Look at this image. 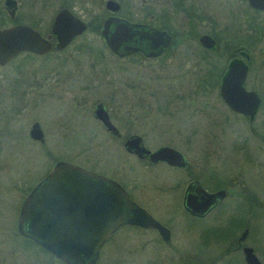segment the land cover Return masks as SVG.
Segmentation results:
<instances>
[{
	"label": "flooded vegetation",
	"instance_id": "af4514ba",
	"mask_svg": "<svg viewBox=\"0 0 264 264\" xmlns=\"http://www.w3.org/2000/svg\"><path fill=\"white\" fill-rule=\"evenodd\" d=\"M107 1L104 3L105 10L94 17L102 20L100 30L105 19L116 16L164 30L170 36L169 45L155 56H145L140 51L125 56L150 60L166 57L167 63L180 64L178 76H174L180 78L178 86L160 83L163 77H157L159 82H148L155 77H146L145 82H133V89L141 91L140 94L146 98L144 108L148 112L162 110L166 114H175L186 111L185 120L190 124L188 129L177 131L181 143L166 141L165 145L151 150L171 147L182 154V165L165 160L154 162L149 156L140 158L125 151L141 161H147L150 169L162 164L178 173L172 181H152L154 193L151 202L158 203L176 191L178 205L189 219L202 226L211 222V226L199 228L196 246L184 243L176 239L168 218L171 213H165L167 219H163L160 210L154 212L134 197L131 186L126 182L89 169L121 184L132 200L167 229L161 232L154 227L123 224L101 245L95 264H99L102 251L109 248L118 258L117 264H130L131 259L145 252V264H248L244 247L253 248L261 261L256 246L249 245L248 240L254 219L264 212V189L257 187L258 184L264 187V9L252 6L249 0H113L119 7L111 11L106 8ZM157 21L160 24H155ZM85 23L87 30L90 22ZM186 63L191 64L188 66ZM243 70L245 74L240 80ZM230 74L238 83H235L236 88L230 84L224 92L230 99L229 103L223 96V88L224 80ZM139 99L144 101L143 97ZM102 104L118 132L108 130L94 116L95 106L92 115L109 135L121 140L123 135L116 125L114 114ZM238 130L241 132L235 134L234 131ZM131 135L125 136L123 146ZM193 146L195 152L188 157ZM228 149L243 162L231 173L222 170ZM249 178L257 185H252L254 183L251 184ZM218 192H222V196L208 204L209 198L205 194ZM132 232L139 233L136 240L132 238ZM117 236H121L118 244L114 242Z\"/></svg>",
	"mask_w": 264,
	"mask_h": 264
},
{
	"label": "rangeland",
	"instance_id": "374dc122",
	"mask_svg": "<svg viewBox=\"0 0 264 264\" xmlns=\"http://www.w3.org/2000/svg\"><path fill=\"white\" fill-rule=\"evenodd\" d=\"M17 1L16 16L20 21L14 23H34L43 35L51 33L52 20L61 8L70 9L88 24L90 22L93 28L89 26L63 50L55 49L53 36V49L45 54L49 58L36 56L21 62V53L0 66V264H62L17 231L18 212L24 197L57 159L126 182L131 186L134 197L150 210H160L163 219H167L165 213H171L168 218L176 239L196 246L197 231L199 228L207 229L211 222L202 226L189 219L178 205L176 191L158 203L151 202L154 193L152 181H172L178 173L162 164L150 169L147 161L129 155L123 146L125 136L130 134L140 135L150 150L165 145L166 141L181 143L177 131L190 126L185 120L186 111L175 114H166L162 110L148 112L144 108L146 98L140 94L141 91L133 89V82H145L146 77H155L148 82L161 81L164 85L178 86L180 78L174 76H178L180 64L167 63L166 57L150 60L113 55L100 35V27L94 30L100 21L94 17L105 10L106 0ZM1 12L8 16L3 0H0V27L13 24L11 21L3 24ZM155 24H160V21ZM142 97L144 101L139 99ZM99 102L114 114L123 135L121 140L109 135L92 115L95 104ZM34 122L41 125L43 143L32 140L28 135ZM240 132L234 131L235 134ZM194 152L193 146L188 157ZM225 155L223 171L231 173L241 167L243 162L232 151L228 149ZM249 180L254 183L252 185H257L252 178ZM257 187L264 189L263 185L258 184ZM254 220L248 243L256 246L264 264V212ZM131 235L136 240L139 233L132 232ZM120 241L121 236L114 239L117 244ZM113 255L111 248L103 250L99 264H117L118 258ZM146 255L147 252L131 260L135 261L134 264H145Z\"/></svg>",
	"mask_w": 264,
	"mask_h": 264
},
{
	"label": "water",
	"instance_id": "95a60500",
	"mask_svg": "<svg viewBox=\"0 0 264 264\" xmlns=\"http://www.w3.org/2000/svg\"><path fill=\"white\" fill-rule=\"evenodd\" d=\"M249 2L254 7L264 9V0ZM17 6V0H3V7L11 20L16 17ZM118 7L113 0L106 2V8L111 11H116ZM86 28V23L68 8H61L56 12L51 33L46 35L25 23L0 27V66L6 65L21 53L47 54L53 48V36L56 37L54 47L62 50ZM100 35L107 48L121 57L136 51L145 56H155L170 41V36L164 30L135 24L116 16L105 19ZM244 74L243 70L240 80ZM235 83L238 82L231 74L224 80L223 96L229 103L230 99L226 98L224 92L230 84L236 88ZM94 116L108 130L118 132L102 103L96 104ZM29 136L43 142V131L38 122L32 124ZM124 148L140 158L149 156L154 162L165 160L174 165L184 164L179 151L163 146L151 152L137 134L125 140ZM205 195L209 198L207 203L212 204L222 196V192ZM123 224L154 227L161 232L167 230L132 200L123 186L115 180L59 160L24 197L18 215L17 231L65 264H95L101 245ZM244 256L248 264H261L251 247H244Z\"/></svg>",
	"mask_w": 264,
	"mask_h": 264
},
{
	"label": "trees",
	"instance_id": "16d2710c",
	"mask_svg": "<svg viewBox=\"0 0 264 264\" xmlns=\"http://www.w3.org/2000/svg\"><path fill=\"white\" fill-rule=\"evenodd\" d=\"M66 7H69V5H66ZM2 13V12H1ZM2 15H4L3 13H2ZM3 21H2V23L3 24H5V22L6 21H11L12 23H14V22H19L20 20V17L19 16H16L15 17V19L14 20H11L8 16H6V15H4L3 16ZM101 20L100 21H97V25H95V29L94 30H96V29H99V27H101ZM31 26L32 27H34V28H36V26L34 25V23H32L31 24ZM93 28V26H92V24L90 23V29H92ZM36 29H38L39 31H41L39 28H36ZM41 33L43 34V31H41ZM17 56H19V55H17ZM16 56V57H17ZM36 56H38V55H35V54H32V53H29V52H25V53H22V56L20 57V61L22 62V61H24V60H30V59H33V58H35ZM15 57V58H16ZM43 58H49V56L48 55H43L42 56ZM55 57H57V56H55ZM62 61H63V59H62ZM25 239H27V238H25ZM27 241H30L31 243H34V242H32L30 239H27ZM36 245V244H35ZM38 246V245H37ZM41 250H44V249H42L41 247H39ZM45 251V250H44ZM47 252V251H46ZM48 253V252H47ZM50 254V253H49ZM52 256V255H51Z\"/></svg>",
	"mask_w": 264,
	"mask_h": 264
}]
</instances>
